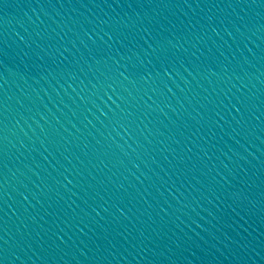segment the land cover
I'll return each mask as SVG.
<instances>
[{
    "label": "water",
    "instance_id": "water-1",
    "mask_svg": "<svg viewBox=\"0 0 264 264\" xmlns=\"http://www.w3.org/2000/svg\"><path fill=\"white\" fill-rule=\"evenodd\" d=\"M0 264H264V0H0Z\"/></svg>",
    "mask_w": 264,
    "mask_h": 264
}]
</instances>
